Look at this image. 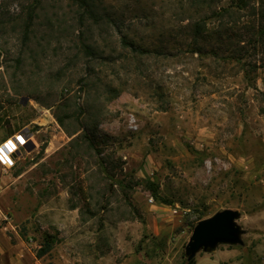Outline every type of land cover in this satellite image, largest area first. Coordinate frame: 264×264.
<instances>
[{"label":"rangeland","instance_id":"1","mask_svg":"<svg viewBox=\"0 0 264 264\" xmlns=\"http://www.w3.org/2000/svg\"><path fill=\"white\" fill-rule=\"evenodd\" d=\"M180 1L0 0V142L33 139L0 162V264H186L198 217L226 208L243 244L196 264H264V67L249 86L234 63L149 54V12L179 25Z\"/></svg>","mask_w":264,"mask_h":264},{"label":"trees","instance_id":"2","mask_svg":"<svg viewBox=\"0 0 264 264\" xmlns=\"http://www.w3.org/2000/svg\"><path fill=\"white\" fill-rule=\"evenodd\" d=\"M180 5L184 16L179 25L158 24L155 15L149 12V54L169 55L182 50L201 59L234 63V68L252 86L258 70L264 67V0H181ZM89 13L95 14L92 9ZM29 19L32 21V15ZM122 41L139 52L148 50L126 35ZM57 119L64 124L61 117ZM14 133L16 129L7 136ZM83 136L92 139L88 132ZM148 186L160 202L170 203L159 196L155 183L148 182ZM203 218L201 215L198 220ZM55 242L54 235L46 234L38 255L50 252ZM186 264H196V258L188 259Z\"/></svg>","mask_w":264,"mask_h":264},{"label":"water","instance_id":"3","mask_svg":"<svg viewBox=\"0 0 264 264\" xmlns=\"http://www.w3.org/2000/svg\"><path fill=\"white\" fill-rule=\"evenodd\" d=\"M36 145L28 148L31 149ZM240 212L226 208L203 218L195 225L191 238L186 245L188 259L194 258L201 251L214 250L219 244H243L244 229L237 223Z\"/></svg>","mask_w":264,"mask_h":264},{"label":"clouds","instance_id":"4","mask_svg":"<svg viewBox=\"0 0 264 264\" xmlns=\"http://www.w3.org/2000/svg\"><path fill=\"white\" fill-rule=\"evenodd\" d=\"M18 141L19 145H24L26 143L25 139L17 135L14 139L9 138L4 144L0 145V162L7 163L9 166L14 163L11 160L10 154L17 150V143L14 142Z\"/></svg>","mask_w":264,"mask_h":264},{"label":"crops","instance_id":"5","mask_svg":"<svg viewBox=\"0 0 264 264\" xmlns=\"http://www.w3.org/2000/svg\"><path fill=\"white\" fill-rule=\"evenodd\" d=\"M149 210H152V220H151V224L153 226V228L156 229L160 228L162 229V217H165L167 215H169V212L171 211L170 209H168L167 206H165L164 204H159V203H153L151 205H149ZM157 224H159L157 226ZM160 229H157L158 231H160Z\"/></svg>","mask_w":264,"mask_h":264},{"label":"built area","instance_id":"6","mask_svg":"<svg viewBox=\"0 0 264 264\" xmlns=\"http://www.w3.org/2000/svg\"><path fill=\"white\" fill-rule=\"evenodd\" d=\"M17 135L22 136L25 139L26 143L24 145H19V142L14 140V142L17 143V150L15 152H13V153L10 154L11 160L14 161V163L9 166L7 163L1 162L5 167H11V166H13L15 164V155L18 154V153H21V148L22 147L23 148L24 147H27V145H29L32 142V140H33L32 137L26 131L22 130V131H20V132H18L16 134H13V135L9 136L5 140L1 141L0 142V145L4 144L9 138H13L14 139ZM150 201L153 202L154 199L153 198H150ZM176 211L177 210L174 209V212H176Z\"/></svg>","mask_w":264,"mask_h":264}]
</instances>
